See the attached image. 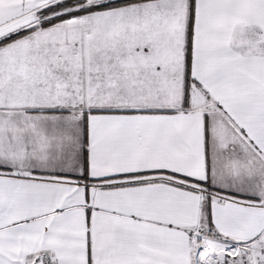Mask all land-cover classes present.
<instances>
[{"label": "snow or ice", "instance_id": "snow-or-ice-1", "mask_svg": "<svg viewBox=\"0 0 264 264\" xmlns=\"http://www.w3.org/2000/svg\"><path fill=\"white\" fill-rule=\"evenodd\" d=\"M0 264H264V0H0Z\"/></svg>", "mask_w": 264, "mask_h": 264}]
</instances>
